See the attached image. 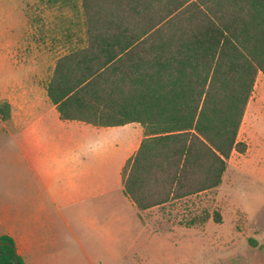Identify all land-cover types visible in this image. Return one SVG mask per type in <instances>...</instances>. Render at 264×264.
<instances>
[{
    "label": "trees",
    "instance_id": "1",
    "mask_svg": "<svg viewBox=\"0 0 264 264\" xmlns=\"http://www.w3.org/2000/svg\"><path fill=\"white\" fill-rule=\"evenodd\" d=\"M81 9L86 45L59 58L48 84L61 120L143 127L123 169L141 211L218 188L232 154L248 151L239 133L264 74V0H82ZM0 116L10 118L8 103ZM0 264H24L1 234Z\"/></svg>",
    "mask_w": 264,
    "mask_h": 264
},
{
    "label": "crops",
    "instance_id": "2",
    "mask_svg": "<svg viewBox=\"0 0 264 264\" xmlns=\"http://www.w3.org/2000/svg\"><path fill=\"white\" fill-rule=\"evenodd\" d=\"M66 9L72 16V8ZM57 10L56 4L43 6L41 0H5V36L0 39V104H9L10 118L4 120L0 116V182L5 178V195L0 192V234L13 239L17 256L24 264H75L74 238L81 257L87 260L91 255L88 235L83 232L88 221L81 215V197L88 192L89 172L82 165L75 168L74 137L72 133L64 134V130L69 124L85 126V131L116 128L63 121L50 101L48 84L57 61L67 54L66 48L59 51L67 44L59 46ZM31 15L38 20L43 18V22L32 23ZM256 90L259 97L253 117L261 116L264 110L261 72L248 106ZM129 125L140 126L142 135L124 161L123 195L142 224L148 219L163 222L170 217L164 214L169 203L141 211L124 193L123 169L145 138L140 124ZM247 158L240 166L232 165L230 158L228 166L238 169ZM252 228L259 244L249 250L257 255L250 264H264V232ZM78 260L76 264H88L82 258Z\"/></svg>",
    "mask_w": 264,
    "mask_h": 264
},
{
    "label": "rangeland",
    "instance_id": "3",
    "mask_svg": "<svg viewBox=\"0 0 264 264\" xmlns=\"http://www.w3.org/2000/svg\"><path fill=\"white\" fill-rule=\"evenodd\" d=\"M81 1L41 0L43 6L58 7V42L59 46L67 44L59 51L66 48L67 54L86 45ZM67 7L72 8V16L66 13ZM30 19L35 24L43 22L34 15ZM4 25L5 0H0V39L5 36ZM258 97L256 90L239 134L248 153L235 152L230 159L232 165L240 166L246 156L244 164L238 169L228 166L218 188L168 202L164 214L170 217L163 222L148 219L142 224L122 192L124 161L132 154L142 128L129 125L85 131V126L69 124L64 134L74 137L75 168L82 165L89 172L81 215L88 221L83 232L88 235L91 255L87 260L81 257L74 238V263L79 258L88 264H250L256 260L257 255L249 251L259 244L252 226L264 232V110L262 117L252 114ZM0 192L5 195V178ZM205 216L207 222L201 223Z\"/></svg>",
    "mask_w": 264,
    "mask_h": 264
}]
</instances>
